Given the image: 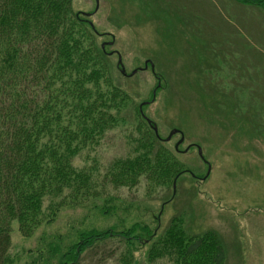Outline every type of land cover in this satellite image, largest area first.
I'll return each mask as SVG.
<instances>
[{"label":"rangeland","instance_id":"1","mask_svg":"<svg viewBox=\"0 0 264 264\" xmlns=\"http://www.w3.org/2000/svg\"><path fill=\"white\" fill-rule=\"evenodd\" d=\"M72 8L128 98L124 122L73 160L93 171L90 197L45 200L42 225L29 238L13 224L10 264H62L92 231L118 237L87 250L80 264H175L151 256L150 236L173 220L191 237L216 234L225 264H264V7L99 0L97 8L95 0H73ZM139 127L176 155L182 172L169 185L144 176L134 187H116L106 179L107 168L133 151ZM132 228L133 245L121 237Z\"/></svg>","mask_w":264,"mask_h":264},{"label":"trees","instance_id":"2","mask_svg":"<svg viewBox=\"0 0 264 264\" xmlns=\"http://www.w3.org/2000/svg\"><path fill=\"white\" fill-rule=\"evenodd\" d=\"M72 1L0 0V264H10L14 223L29 238L42 225L45 200L53 205L68 194L74 200L93 194V171L79 170L73 160L123 121L128 98ZM236 1L264 7V0ZM137 132L133 151L107 168L106 179L116 187H134L144 176L169 185L182 172L176 155L148 128ZM180 225L173 220L163 234L150 235L152 257L225 264L216 234L191 237ZM135 232L121 237L133 245ZM82 235L62 264H80L87 250L118 237L110 231Z\"/></svg>","mask_w":264,"mask_h":264},{"label":"water","instance_id":"3","mask_svg":"<svg viewBox=\"0 0 264 264\" xmlns=\"http://www.w3.org/2000/svg\"><path fill=\"white\" fill-rule=\"evenodd\" d=\"M96 1V3H97V8L99 7V0H95ZM96 11H97V9H96ZM95 11V12H96ZM84 16H86V17H91L92 16V14H86V13H84L83 14ZM93 27V26H92ZM103 48H104V46H102ZM112 55V54H111ZM119 66H122V59H121V57H120V61H119ZM123 67V66H122ZM122 72V74L124 75V76H126V73H125V70H122L121 71ZM136 72H134L131 76H133L134 74H135ZM154 99H155V95H154ZM148 122L149 123H151L149 120H148ZM154 131L156 132V135L159 137V134H158V128L156 127V126H154ZM179 133V131H173L171 134H170V136L168 137V139L166 140V141H170L171 139H172V137L174 136V135H176V134H178ZM184 142V136H183V139L180 141V143H178L177 144V146H176V149L182 144ZM201 155V154H200Z\"/></svg>","mask_w":264,"mask_h":264},{"label":"flooded vegetation","instance_id":"4","mask_svg":"<svg viewBox=\"0 0 264 264\" xmlns=\"http://www.w3.org/2000/svg\"><path fill=\"white\" fill-rule=\"evenodd\" d=\"M147 65H148V63H147Z\"/></svg>","mask_w":264,"mask_h":264}]
</instances>
